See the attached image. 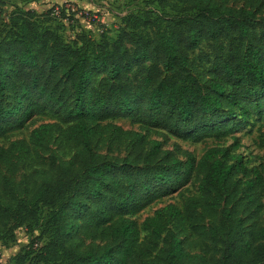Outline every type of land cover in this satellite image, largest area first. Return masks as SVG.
I'll return each mask as SVG.
<instances>
[{
  "label": "trees",
  "instance_id": "1",
  "mask_svg": "<svg viewBox=\"0 0 264 264\" xmlns=\"http://www.w3.org/2000/svg\"><path fill=\"white\" fill-rule=\"evenodd\" d=\"M158 1L171 13L131 14L112 36L82 34L73 45L45 15L12 13L0 39V138L34 117L56 119L29 142L0 147L8 173L0 233L40 231L17 264H264V174L231 147H211L196 162L179 145L168 149L166 136L152 138L222 142L253 118L264 146V20L218 0ZM203 44L216 52L204 77L191 58ZM117 119L139 131L105 124ZM54 134L75 147L71 159L50 156L17 182L18 160L46 152ZM107 135L115 150L126 146L124 157L96 149ZM193 177L198 194L187 197L181 190ZM176 192L182 208L134 219ZM184 233L200 252L186 248Z\"/></svg>",
  "mask_w": 264,
  "mask_h": 264
},
{
  "label": "rangeland",
  "instance_id": "2",
  "mask_svg": "<svg viewBox=\"0 0 264 264\" xmlns=\"http://www.w3.org/2000/svg\"><path fill=\"white\" fill-rule=\"evenodd\" d=\"M218 1L225 6L233 8L258 9V17L264 20V1ZM0 8L2 10L0 17V39L4 37L5 31L8 29L12 13H18L20 10L28 9L45 15L46 17L42 18L41 21L56 30L64 42L70 45H73L82 34L95 42H99L101 36L104 34L112 36L123 25L122 20L131 14L137 15L144 12H153L154 14L171 13L169 8H162L158 0H0ZM55 9L60 11L57 15L53 16L52 12ZM215 54L216 52L210 45L203 44L191 55L192 60L200 66L199 71L203 77L210 66L208 62L215 58ZM134 76L136 75H133L135 79ZM253 120V118H250L248 124L232 136L238 139L237 148L234 147L235 143L232 137L222 142L210 139L201 143H190L158 131L152 134V138L165 141L166 136L168 141L165 142L168 149H173L174 145H179L183 150L190 152L196 162L211 147H231L233 148L234 154L242 157L246 166L249 168L256 167L264 174V146L260 145L258 135L259 123L254 124ZM54 122H56V119L51 114L34 117L27 123L24 129L0 138V147L7 149L14 141L25 140L29 142L34 129L42 124ZM105 124L121 127L124 130L139 131V127L132 126L127 119H117ZM95 147L102 153H107L109 150L114 149L112 156H116L119 152H121V157H124L126 154V146H119L117 150H115V146L112 147V139H110L109 135L96 141ZM75 151L76 149L73 145L62 142L54 134L48 141L46 152L37 150L34 151L36 155L18 160V170L15 179L17 182L22 181L35 169L45 168L50 156H54L58 162H67L74 155ZM183 160L186 161L185 158ZM7 174V168L3 167L0 171V178ZM198 185V180L193 177L191 182L181 191L187 197L197 195ZM31 186H29V189ZM179 192L156 201L134 219L141 225L146 218L154 216L156 211L163 210L169 205L182 208V200ZM45 215L46 212L44 213ZM9 228L10 226L2 229L0 233V264H17V257L23 255L30 243L40 234L38 228L35 227L33 232H29L24 226L13 232L14 239H12L10 234L7 233ZM144 236L145 234H142V239ZM182 237L186 240V248L189 251L194 253L200 252L199 246L197 247L196 245L200 243L197 237L189 233H184ZM91 241L89 240L87 243L90 244ZM94 242L97 245H104L107 243V240L98 238Z\"/></svg>",
  "mask_w": 264,
  "mask_h": 264
}]
</instances>
